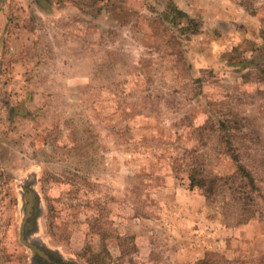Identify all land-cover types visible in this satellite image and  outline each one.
Returning <instances> with one entry per match:
<instances>
[{"label":"rangeland","instance_id":"1","mask_svg":"<svg viewBox=\"0 0 264 264\" xmlns=\"http://www.w3.org/2000/svg\"><path fill=\"white\" fill-rule=\"evenodd\" d=\"M263 30L264 0H0V264H264ZM226 139L250 214L188 179Z\"/></svg>","mask_w":264,"mask_h":264},{"label":"trees","instance_id":"2","mask_svg":"<svg viewBox=\"0 0 264 264\" xmlns=\"http://www.w3.org/2000/svg\"><path fill=\"white\" fill-rule=\"evenodd\" d=\"M177 13L181 14L182 11H177ZM262 33L264 35V30ZM226 140L227 141L224 142L228 144V149L225 150V153L229 154L236 162V170L234 171V173L222 176L220 178H218V176L216 175L209 176L203 173L201 171V168L196 164L189 165L190 167L187 173L188 179L192 185L201 186L207 193V195H211L212 193H214L216 186L215 184L218 179L222 181H230L231 183L228 187L230 189V195L240 202L241 209L244 213L250 214V212H254L251 209V203L255 199L253 194H255V192L258 190V188L256 187L257 177L255 176L254 170L247 167L243 162L242 155H240L239 150L235 149V147L231 144L232 141L228 139ZM27 200L29 199L27 198ZM29 211H31V209H26V214H29ZM25 220L27 221V218H24L22 232L23 227L25 228ZM31 246L32 250L36 254L40 255L41 258H43L41 264H77L72 261L63 260L60 256L53 254V252H51L50 250L39 247L38 249L32 244ZM199 264H207V261L201 260Z\"/></svg>","mask_w":264,"mask_h":264}]
</instances>
